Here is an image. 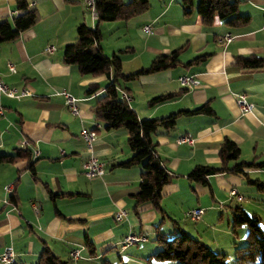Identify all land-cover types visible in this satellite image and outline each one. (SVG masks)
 <instances>
[{"label":"crops","instance_id":"1","mask_svg":"<svg viewBox=\"0 0 264 264\" xmlns=\"http://www.w3.org/2000/svg\"><path fill=\"white\" fill-rule=\"evenodd\" d=\"M15 1L0 0V21L22 14ZM27 2L38 12L39 20L18 39L0 43V79L9 87L30 93L19 99L0 93V157L22 152L13 162L0 161V257L7 247L13 248L17 264H38L45 247L62 261L64 253L71 258L75 250L80 256V250L88 248L93 256L99 246L104 253L119 245L124 234L150 233L149 223L156 220L157 211L149 203L135 208L133 196L139 191L142 166H116L133 156L127 129H105L92 111L110 78L81 74L77 65L63 61L65 46L77 38V27L86 24L95 28L98 24L87 0ZM198 3L193 0L191 12L186 14L182 0H150L149 9L140 16L100 23L104 33L100 47L108 57L119 56L125 74L149 67L158 56L180 51L175 67L120 81L121 97L123 93L130 97L128 104L140 120L164 118L204 105L212 111L182 114L174 129L158 130L152 137L157 156L174 176L164 187L162 200L165 215L173 219L174 226L180 217L177 215L200 208L205 210L202 225L215 223V205H200L198 197L197 204L189 207L186 194L209 193L215 202L219 197L215 193H223L222 201H228L232 188L243 196L241 202L247 201L256 209L252 216L262 223L263 216L257 211L264 198L257 192L264 190L249 184L243 174L212 175L208 185L191 181L188 175L197 166L220 167L219 147L225 138L239 146L242 161L264 162V68H244L236 63L237 57L264 59V0L239 4L238 14L250 18L243 25L228 24L218 16L205 25L197 12ZM145 26L151 28L150 33ZM225 35H231L232 40H223ZM50 47L52 51H47ZM9 63L15 72L9 70ZM182 76L195 77L200 84L182 87ZM93 84L100 88L88 94ZM63 91L76 99L78 116L65 104ZM174 93L180 95L151 104L157 97ZM241 95L254 105L252 112H241L237 104ZM83 130L96 131L94 154L105 164L102 177L88 179L83 173L88 156L81 138ZM186 136L194 139L193 145L179 142ZM245 171L250 180L264 181V168ZM232 202L239 201L233 198ZM235 207H231L232 213ZM121 209L128 212L121 221L126 226L109 227ZM162 222L156 226L157 235ZM221 230L230 232L228 228ZM197 239L208 243L203 236Z\"/></svg>","mask_w":264,"mask_h":264},{"label":"trees","instance_id":"2","mask_svg":"<svg viewBox=\"0 0 264 264\" xmlns=\"http://www.w3.org/2000/svg\"><path fill=\"white\" fill-rule=\"evenodd\" d=\"M245 0H199L197 12L205 25H211L218 16L228 24L243 25L249 22V17L238 14V6ZM16 8L22 11L21 15L10 20L0 21V43L18 39L20 35L33 27L39 20L35 9L29 8L27 0H16ZM186 14L191 12L193 0H182ZM98 24L90 28L86 24L77 27V38L73 43L65 46L63 61L66 64H75L81 74L94 76L107 75L111 82L106 85L92 107L95 119L102 123L107 130L124 127L128 131L127 143L133 156L128 161L116 166L129 168L135 165L142 166L139 191L133 196L135 208L149 203L165 217L162 206L163 189L170 184L174 176L168 171L164 162L156 154V143L153 135L158 130L169 131L176 127L177 120L182 114L200 115L210 114L207 106H201L193 111H182L159 119L140 120L128 102L121 97L120 81H130L144 74L156 73L175 67L179 61V50L168 55L158 56L149 67L132 74L122 71V62L118 55L108 57L104 55L100 41L102 32L99 28L102 22L128 21L142 15L150 7V0H94ZM195 59L192 62L199 60ZM236 63L244 68H264V59L257 56L237 57ZM98 84L90 85L87 93L98 91ZM180 93L157 97L151 104L173 99ZM27 151L24 152L26 154ZM22 156L19 151L15 155L0 157V161L13 162ZM29 157V156H28ZM220 167L197 166L188 175L191 181L208 185V177L216 174L232 173L243 174L249 184L264 190V181L250 180L245 169L264 168L262 163H248L241 160L239 146L232 140L225 138L219 147ZM233 163V164H232ZM34 173V163L30 164ZM232 227L248 226L247 244L235 248L237 264H264V228L258 217H251L240 206L233 210ZM177 224V222H176ZM235 232V231H234ZM155 241L161 249L153 255L157 260H173L179 264H228L227 255L214 251L211 247L183 230L174 236L159 233ZM87 245L92 248L93 243L88 240ZM38 264H66L48 247L40 255Z\"/></svg>","mask_w":264,"mask_h":264},{"label":"rangeland","instance_id":"3","mask_svg":"<svg viewBox=\"0 0 264 264\" xmlns=\"http://www.w3.org/2000/svg\"><path fill=\"white\" fill-rule=\"evenodd\" d=\"M124 1L129 2V0H124ZM100 44L104 45V33L102 35ZM243 181L246 183L244 177H243ZM257 193H259L258 194L259 197L264 198V191ZM199 194H200L199 196H197V193H189V195L186 194V196H189L188 199L186 200V204L189 207L191 206L190 204L195 205L194 203H196L199 198H200V205L213 203L215 205L214 207L217 208L216 210L217 217L215 218V223L211 222L209 227L208 225H202L201 220L199 222H193L188 218H186V213L188 212V210L183 215L182 214L177 215L180 217H177V219L178 218L179 219L177 220L178 223L175 226L172 223L173 219L171 220L169 219L170 216L162 217L160 213L156 212V220L154 222L152 221V223H149L152 225V226L150 225L151 232L145 234V236L148 239L147 242L133 244L129 246L127 249L123 250L122 245H123V236L125 235L124 234L121 237H119L120 244L116 245L115 248L109 251L102 253L100 247L98 246L97 253H95L96 255L92 256L88 248H86L85 251H81L79 249L80 252H82L79 260L76 261L71 258H68L65 253L64 255H62L63 260L64 262H66V264H103V263L104 264L107 263L108 264H179L178 262L173 260L161 261L153 257V255L156 254L161 249L160 245L155 241V238L157 236V230H158L156 226L159 223H161V221H163L162 222L163 224H161L159 227L160 228L159 233L161 232L174 236L175 234H179L180 230H183L185 231V233H187L188 235L194 238H200V236H203L205 238L204 240L208 242L206 244H208V246L213 248L214 251L217 252V250H221L220 251L221 253L227 255L228 264H237L236 256H235V248L245 246L247 244L246 236L249 231V228L248 226L243 225L237 227L236 229H233L231 223L234 215L231 211L232 210L231 207L240 206L245 211L247 209L249 210V213L247 211L246 212L251 217H253L252 216L253 212H255L256 209L249 207L247 201L235 203L232 202L231 198H228V201L227 200L222 201L223 193H215L216 197L219 196L217 197L216 199L217 201L215 202L212 201L209 193H206L205 195H201V193ZM246 194L247 196H251L252 193H246ZM218 200H221V202H219ZM223 202H225L226 204ZM221 204L225 205V206L222 205V208L224 207L223 209L221 208ZM256 204L257 206H259L258 203ZM206 210L208 212L210 211L209 209ZM257 212H261L260 214H262L263 216V221L261 225L264 228V205H262L260 207V211L258 210ZM219 216H221L220 221H219ZM122 224H123L122 222H116L115 220L112 219L108 225L109 227L112 228L126 226ZM214 224H216V226ZM222 228L223 229L228 228L230 232L226 234L224 231L221 230ZM233 231H235V233H233ZM213 242L217 243L218 246L216 247V245ZM36 262L37 261H35L34 264H36Z\"/></svg>","mask_w":264,"mask_h":264},{"label":"built area","instance_id":"4","mask_svg":"<svg viewBox=\"0 0 264 264\" xmlns=\"http://www.w3.org/2000/svg\"><path fill=\"white\" fill-rule=\"evenodd\" d=\"M87 5L90 8L93 17L97 18V12L95 10V5H94V0H87ZM144 30L146 32H151V28L149 26H145ZM223 40L229 42L232 40L231 35H225ZM53 48H48L47 51H52ZM9 70L11 72H15L14 66L9 63L8 65ZM180 85L182 87H188V86H196L199 83L198 79L192 76H182L179 78ZM0 93L2 95H5L8 98H14V99H19L21 97L27 96L30 93L26 90H18L16 88L9 87L7 84H5L1 79H0ZM62 94L65 97V104L68 106L70 112L74 116L79 115V109L76 104V99L70 95L68 92L63 91ZM123 98L128 102L130 100V97L126 94L123 93ZM237 104L239 105L241 112L242 113H250L252 112L254 105L252 103H249L246 100L245 95L239 96L237 100ZM96 127H100L97 125ZM81 138L85 143L86 150L88 153V156L86 157L85 161L83 162V173L86 178L88 179H93L97 177H102L104 176L106 170H105V164L102 162L95 154H94V145L97 139V134L95 130H83L81 132ZM180 143H186L189 145L194 144V139L191 137H181L179 140ZM9 189V187L7 188ZM230 197L233 199L235 198L237 201L241 202L243 201V196L240 194L239 190L237 188H232L229 192ZM36 213L39 212V208L35 206ZM205 210L204 209H192L189 210L186 213V218L193 222H199L204 215ZM128 216V212L124 209L119 210L118 212L115 213L114 219L116 222H121L123 221L126 217ZM148 239L144 235L136 234V233H127L123 236V245L122 249H126L129 246L133 244H138V243H143L147 242ZM79 252L77 250L73 251L71 253V259L77 260L79 259ZM0 264H17L16 261V254L13 250L12 247H7L3 254L0 257Z\"/></svg>","mask_w":264,"mask_h":264}]
</instances>
